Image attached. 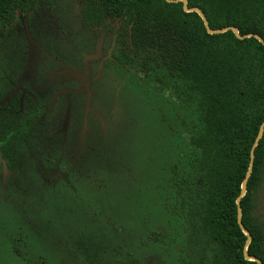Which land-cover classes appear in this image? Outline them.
I'll return each mask as SVG.
<instances>
[{
	"label": "trees",
	"instance_id": "trees-1",
	"mask_svg": "<svg viewBox=\"0 0 264 264\" xmlns=\"http://www.w3.org/2000/svg\"><path fill=\"white\" fill-rule=\"evenodd\" d=\"M47 3H57L58 13L80 16L86 28L121 20L116 67L143 87L171 93L194 115L186 130L188 155L170 165V209L183 220L174 264H258L244 251L264 264V224L253 214L264 176V128L241 193L251 146L264 121V0H186L187 8H199L211 30L234 27L239 36L230 28L208 32L198 12L185 10L180 0H0V37L21 28L22 16L30 26L31 15ZM29 31L34 34L32 27ZM26 57L27 52L21 67ZM9 120L11 132L0 131L3 157L9 142L34 140V132L23 136V127L37 126L31 118L21 125L20 117ZM239 221L250 235L248 243ZM147 238L157 241L154 233ZM20 240L11 242L18 257L26 264H47L42 256L28 254ZM111 250L103 248L101 259L93 251L82 263L165 264L156 254L117 258Z\"/></svg>",
	"mask_w": 264,
	"mask_h": 264
},
{
	"label": "rangeland",
	"instance_id": "rangeland-1",
	"mask_svg": "<svg viewBox=\"0 0 264 264\" xmlns=\"http://www.w3.org/2000/svg\"><path fill=\"white\" fill-rule=\"evenodd\" d=\"M23 27L24 23L0 37V94L9 90L10 79L25 60L28 39ZM75 41L79 44L80 38ZM47 62L34 59L37 67ZM34 68L24 85L37 86L38 97L45 85L38 83ZM95 87L96 102L104 104L105 127L89 123L84 135L86 144L103 147L88 177H58L55 163L30 146L20 155L16 177L0 170V264H26L13 252L12 237L21 238L25 250L42 256L47 264H83L93 251L101 259L106 247L117 258L154 253L174 264L183 221L166 207L173 193L170 165L189 150L185 132L194 115L168 93L139 85L132 73L115 66L102 68ZM66 116L59 133L71 138L78 130L74 133ZM9 119L0 111V122ZM34 135V141L43 137L39 132ZM60 142L44 144L43 150L61 152ZM76 142L75 137L69 144L72 152ZM254 215L264 223V178ZM152 231L161 233V241H142Z\"/></svg>",
	"mask_w": 264,
	"mask_h": 264
},
{
	"label": "flooded vegetation",
	"instance_id": "flooded-vegetation-1",
	"mask_svg": "<svg viewBox=\"0 0 264 264\" xmlns=\"http://www.w3.org/2000/svg\"><path fill=\"white\" fill-rule=\"evenodd\" d=\"M48 4L43 7L42 12L31 15L32 23L30 26L27 24V16L20 17L21 23H24V34L26 33L25 35L27 37L28 33L32 39L37 37V39H33L37 45L34 46L31 66L20 79V83L17 84V78L26 65L28 46L25 65L20 67L17 74L10 79L11 85L9 90L0 94V111L7 113L10 118L20 117L21 122L19 121V125L23 124L25 118H31L36 122V127L27 125L22 128L24 137L26 136V131H30V133L39 132L43 133V135L49 133V136L45 137V141H34L36 139L34 135L32 136L34 140L30 142H9L6 145L7 157H3L1 150L2 142H0V170H4L10 175L12 173V177H16L19 171L18 161L21 157L20 155L24 154V147L30 146L36 147V150L41 151L48 162L55 163L56 168L53 171L58 177H88L90 168L94 166L93 163L101 157L103 147L100 143L86 144L84 135L89 132V123L94 125L95 122H98L105 127L103 116L105 115L103 109L104 104L102 102H96L97 91L95 82L100 77L102 68L108 65L116 67L114 50L118 42L117 30L122 24V21H112L105 28L97 30L86 28L81 24L80 16L58 13L59 8L57 3L51 4L52 6H48ZM30 27L34 30L33 35L29 31ZM76 38H80L79 44L76 43ZM82 46L83 50L79 48ZM36 58L40 62L46 60L48 62L45 65L37 67L34 65V59ZM84 60H86L89 66L88 80L90 82V95L88 101L86 91L77 94L62 91L63 88L77 90L82 86L80 79L75 78L71 72L83 74L85 69ZM33 68L36 70L38 83L45 85L44 91L42 90L38 97L34 94L37 86L34 89H29L24 85L25 79L30 76V70ZM48 86L49 88H47ZM165 93H168L176 100L171 93L166 91ZM87 103L88 110H85ZM180 106L186 108L182 104ZM60 113L68 116V120L72 124L71 127L74 128V133L78 130L76 133L77 136L73 134L74 136L67 138L64 134L59 133L65 118L64 115L60 117ZM181 122L185 123L182 120ZM8 123H10V120L5 124L0 122V125H2L0 126V131L2 133H9L13 129V127L7 125ZM175 127L179 128L178 124ZM75 137L77 138V142L74 152H72L69 144H73ZM59 140L62 141L60 142L62 145L61 152L52 153L43 150L44 144L55 146L53 142H58ZM64 145H66V148ZM187 155L183 153L184 159ZM12 157L15 158L12 164L14 168L10 169L8 162ZM84 173H86V176H84ZM171 190L173 191L172 187ZM172 197L173 193L168 198V204L166 206L170 212ZM173 215L177 216L175 214ZM149 233L156 234L157 241L151 240V242L156 243L161 241V233L159 234L157 231ZM144 240L150 241L147 236L142 239V241ZM160 244L162 245V243ZM165 264H167L166 261Z\"/></svg>",
	"mask_w": 264,
	"mask_h": 264
},
{
	"label": "water",
	"instance_id": "water-1",
	"mask_svg": "<svg viewBox=\"0 0 264 264\" xmlns=\"http://www.w3.org/2000/svg\"><path fill=\"white\" fill-rule=\"evenodd\" d=\"M168 1H177V0H168ZM180 1L183 2V8L185 10H195L196 12H198V14L202 17V19L204 21V24H205L208 32H219V31H224V30L230 28L231 30H233L236 33V35H238V32H237V30L234 27H224L221 30H217V29L216 30H211L208 27L207 22H206V19L204 18V15L199 10V8H197V7L187 8L186 7V0H180ZM248 35H250V34H248ZM253 36L255 38H257L259 41H261V38H260L259 35L253 34ZM27 39H28V57H27V62H26V65H25L24 69L20 72V74H19V76L17 78V84L20 83V79L26 73V71L30 68L31 63H32V58H33V55H34V46L37 45V43L29 36L28 33H27ZM84 65H85V69H84V73L83 74L71 72L72 75H74L75 78H79L80 79V82L82 83V86L79 89H77V90L76 89H66V88H63L62 91L65 92V93L72 92V93H75V94L82 93V92L86 91L87 92V95H88V99H87V101H88L89 100V95H90V90H89L90 82L88 80L89 66L86 63V60H84ZM85 110H88V103L86 105V109ZM85 115H86V113H85ZM263 128H264V121L260 124L259 130H258V133H257V136H256V138H255V140H254V142H253V144L251 146V150H250V160H249L248 168H247V171H246V174H245V178H244V180L242 182V185H241V193H243L244 190H245L246 177L249 175V172H250L251 166H252V159H253L254 147L257 144L258 139L260 138V135H261V133L263 131ZM0 160H1V154H0ZM237 201H238V199H237ZM237 212H238V216H239L240 215V206L239 205H237ZM239 224H240L242 230L244 231V233L247 235L246 243H248V241L250 239V235L244 229V227L242 226V224L240 223V221H239ZM244 256L246 258L251 259V260L257 261L258 264H262L258 258L253 257V256H249L246 253V251H244Z\"/></svg>",
	"mask_w": 264,
	"mask_h": 264
}]
</instances>
